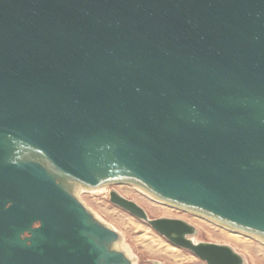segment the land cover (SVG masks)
Instances as JSON below:
<instances>
[{"label":"water","instance_id":"obj_1","mask_svg":"<svg viewBox=\"0 0 264 264\" xmlns=\"http://www.w3.org/2000/svg\"><path fill=\"white\" fill-rule=\"evenodd\" d=\"M114 185L264 244V0H0V264H134L82 198Z\"/></svg>","mask_w":264,"mask_h":264},{"label":"rangeland","instance_id":"obj_2","mask_svg":"<svg viewBox=\"0 0 264 264\" xmlns=\"http://www.w3.org/2000/svg\"><path fill=\"white\" fill-rule=\"evenodd\" d=\"M106 191L85 193L83 200L99 218L116 229L138 257V264H207L193 252L180 248L154 230L151 225L135 217L110 201L113 191L141 206L151 219L171 218L183 220L197 230L196 240L231 246L246 259V264H264V244L245 236L234 234L218 225L181 210L164 205L140 189L127 185H114Z\"/></svg>","mask_w":264,"mask_h":264},{"label":"bare ground","instance_id":"obj_3","mask_svg":"<svg viewBox=\"0 0 264 264\" xmlns=\"http://www.w3.org/2000/svg\"><path fill=\"white\" fill-rule=\"evenodd\" d=\"M105 188H107V187H105ZM105 188H102V189H99V190H93V191H90L89 193H93V192H95L96 193V191H97V193L98 192H103V191H106V189ZM141 191V193H143V194H145V195H147L148 197H150L148 194H146L145 192H143L142 190H140ZM151 199H153L152 197H150ZM154 200V199H153ZM84 201V200H83ZM86 204V203H85ZM87 205V204H86ZM97 215V214H96ZM98 216V215H97ZM99 217V216H98ZM114 229V228H113ZM115 231H116V229H114ZM230 232H232V231H230ZM232 233H234V232H232ZM234 234H237V233H234ZM237 235H240V234H237ZM241 236H243V235H241ZM195 242L197 241L196 240V238L195 237H193L192 238ZM120 245H121V247L126 251V253L130 256V257H132L133 259H134V264H138L139 263V260H138V257L136 256V255H134V253L132 252V250L129 248V247H125V244H124V239H123V237L121 236V242H120Z\"/></svg>","mask_w":264,"mask_h":264}]
</instances>
